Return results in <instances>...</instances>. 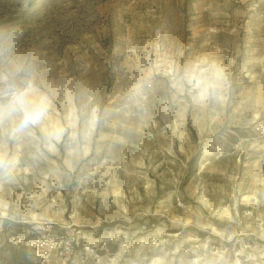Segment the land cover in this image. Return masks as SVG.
Wrapping results in <instances>:
<instances>
[{"label":"rangeland","instance_id":"374dc122","mask_svg":"<svg viewBox=\"0 0 264 264\" xmlns=\"http://www.w3.org/2000/svg\"><path fill=\"white\" fill-rule=\"evenodd\" d=\"M14 93L0 264H264V0H0Z\"/></svg>","mask_w":264,"mask_h":264},{"label":"clouds","instance_id":"9594fccd","mask_svg":"<svg viewBox=\"0 0 264 264\" xmlns=\"http://www.w3.org/2000/svg\"><path fill=\"white\" fill-rule=\"evenodd\" d=\"M17 111L23 112V117L20 121V127L26 128L39 122L44 117L46 109L43 106H36L25 110V102L22 95L14 93L8 105L6 106V112L5 109L0 108V117L5 114L11 115ZM0 166H5L4 162H0Z\"/></svg>","mask_w":264,"mask_h":264},{"label":"trees","instance_id":"16d2710c","mask_svg":"<svg viewBox=\"0 0 264 264\" xmlns=\"http://www.w3.org/2000/svg\"><path fill=\"white\" fill-rule=\"evenodd\" d=\"M35 1V0H32ZM200 153H196L192 156V158L188 161V177L190 174H192L195 171V166L199 160ZM5 262H11V263H22V264H31L29 259L20 252H16L14 250H9V255L4 259Z\"/></svg>","mask_w":264,"mask_h":264}]
</instances>
